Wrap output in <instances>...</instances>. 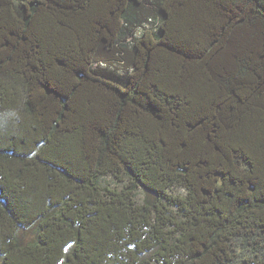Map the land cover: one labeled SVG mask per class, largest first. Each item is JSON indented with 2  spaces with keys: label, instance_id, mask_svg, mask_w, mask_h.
<instances>
[{
  "label": "trees",
  "instance_id": "trees-1",
  "mask_svg": "<svg viewBox=\"0 0 264 264\" xmlns=\"http://www.w3.org/2000/svg\"><path fill=\"white\" fill-rule=\"evenodd\" d=\"M0 264H264V0H0Z\"/></svg>",
  "mask_w": 264,
  "mask_h": 264
},
{
  "label": "snow or ice",
  "instance_id": "snow-or-ice-1",
  "mask_svg": "<svg viewBox=\"0 0 264 264\" xmlns=\"http://www.w3.org/2000/svg\"><path fill=\"white\" fill-rule=\"evenodd\" d=\"M68 249H65V251H67Z\"/></svg>",
  "mask_w": 264,
  "mask_h": 264
}]
</instances>
